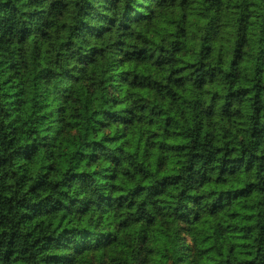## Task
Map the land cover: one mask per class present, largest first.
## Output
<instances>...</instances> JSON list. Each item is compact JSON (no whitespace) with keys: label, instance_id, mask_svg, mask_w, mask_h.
<instances>
[{"label":"trees","instance_id":"1","mask_svg":"<svg viewBox=\"0 0 264 264\" xmlns=\"http://www.w3.org/2000/svg\"><path fill=\"white\" fill-rule=\"evenodd\" d=\"M0 264H264V0H0Z\"/></svg>","mask_w":264,"mask_h":264},{"label":"clouds","instance_id":"2","mask_svg":"<svg viewBox=\"0 0 264 264\" xmlns=\"http://www.w3.org/2000/svg\"><path fill=\"white\" fill-rule=\"evenodd\" d=\"M120 107H123V105H121ZM183 143H188V141L187 140H185V141H183ZM247 259H252V257H247Z\"/></svg>","mask_w":264,"mask_h":264}]
</instances>
